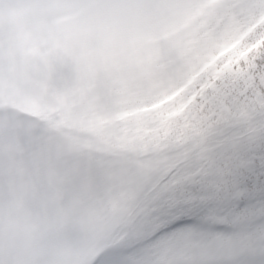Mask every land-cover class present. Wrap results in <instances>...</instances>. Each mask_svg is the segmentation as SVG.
<instances>
[{
    "label": "snow or ice",
    "instance_id": "6c2138e0",
    "mask_svg": "<svg viewBox=\"0 0 264 264\" xmlns=\"http://www.w3.org/2000/svg\"><path fill=\"white\" fill-rule=\"evenodd\" d=\"M0 264H264V0H0Z\"/></svg>",
    "mask_w": 264,
    "mask_h": 264
},
{
    "label": "rangeland",
    "instance_id": "374dc122",
    "mask_svg": "<svg viewBox=\"0 0 264 264\" xmlns=\"http://www.w3.org/2000/svg\"><path fill=\"white\" fill-rule=\"evenodd\" d=\"M103 212L101 211V212H99L97 215H99V214H102ZM104 215V214H103ZM96 222H97V220H96ZM106 222V219L104 220V223Z\"/></svg>",
    "mask_w": 264,
    "mask_h": 264
},
{
    "label": "trees",
    "instance_id": "16d2710c",
    "mask_svg": "<svg viewBox=\"0 0 264 264\" xmlns=\"http://www.w3.org/2000/svg\"><path fill=\"white\" fill-rule=\"evenodd\" d=\"M101 224V222H99V225Z\"/></svg>",
    "mask_w": 264,
    "mask_h": 264
}]
</instances>
